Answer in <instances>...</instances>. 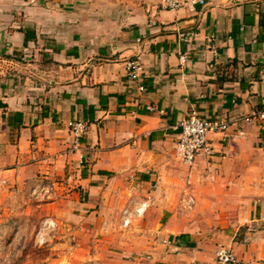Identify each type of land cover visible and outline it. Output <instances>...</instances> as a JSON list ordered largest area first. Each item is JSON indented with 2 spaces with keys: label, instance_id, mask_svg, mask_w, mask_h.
Returning a JSON list of instances; mask_svg holds the SVG:
<instances>
[{
  "label": "crops",
  "instance_id": "0c3cea01",
  "mask_svg": "<svg viewBox=\"0 0 264 264\" xmlns=\"http://www.w3.org/2000/svg\"><path fill=\"white\" fill-rule=\"evenodd\" d=\"M163 2L0 0V183L72 184L105 235L115 197L144 204L140 264H213L222 246L264 264V124L240 120L264 109V0ZM192 112L235 121L187 166ZM74 121L90 127L71 153Z\"/></svg>",
  "mask_w": 264,
  "mask_h": 264
},
{
  "label": "rangeland",
  "instance_id": "374dc122",
  "mask_svg": "<svg viewBox=\"0 0 264 264\" xmlns=\"http://www.w3.org/2000/svg\"><path fill=\"white\" fill-rule=\"evenodd\" d=\"M49 182L42 181L36 192L28 185L0 183V264H140V251L131 249L140 246L143 213L138 211L144 204L115 197L106 208L116 214L107 225L112 234L105 235L98 227L106 220L77 217L83 203L74 194L78 189L71 184L60 194ZM100 205L95 209H104ZM126 208L132 213L127 227Z\"/></svg>",
  "mask_w": 264,
  "mask_h": 264
},
{
  "label": "built area",
  "instance_id": "2783aa9c",
  "mask_svg": "<svg viewBox=\"0 0 264 264\" xmlns=\"http://www.w3.org/2000/svg\"><path fill=\"white\" fill-rule=\"evenodd\" d=\"M206 5L205 0H164L163 8L169 10H179L181 8H190L194 10L196 5ZM187 57L182 56V63L187 62ZM141 65L138 60L130 61L128 64V78L133 83H138L137 89L145 91L143 86H140ZM153 110V108H151ZM245 122H258L264 124V109L256 110L250 114L244 115L240 118ZM235 120H227L221 116H200L197 112H192L185 119H183L177 126L180 130L179 139L176 146V152L179 159L187 166H193L196 159L202 154L211 157L214 153L213 147L208 139L209 134H223L227 132L234 124ZM89 123L84 121H74L70 123V130L72 133V145L70 152L75 153L81 150L83 139L87 136L89 131ZM39 186L34 187L36 192ZM44 187V186H43ZM42 189V188H41ZM45 190V189H44ZM145 208V207H144ZM144 208L138 213H142ZM125 227L131 224L132 213L128 208L124 210ZM50 225V224H49ZM238 260L230 248L220 247L216 251V257L213 264H237Z\"/></svg>",
  "mask_w": 264,
  "mask_h": 264
}]
</instances>
